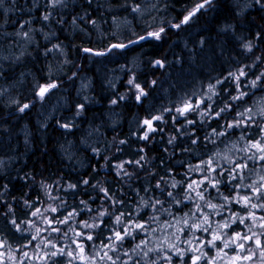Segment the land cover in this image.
Listing matches in <instances>:
<instances>
[{
  "label": "clouds",
  "instance_id": "clouds-1",
  "mask_svg": "<svg viewBox=\"0 0 264 264\" xmlns=\"http://www.w3.org/2000/svg\"><path fill=\"white\" fill-rule=\"evenodd\" d=\"M0 264H264V0H0Z\"/></svg>",
  "mask_w": 264,
  "mask_h": 264
}]
</instances>
